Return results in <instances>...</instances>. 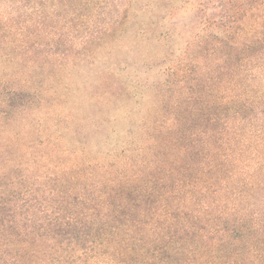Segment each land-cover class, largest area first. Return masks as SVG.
Listing matches in <instances>:
<instances>
[{
	"label": "trees",
	"instance_id": "trees-1",
	"mask_svg": "<svg viewBox=\"0 0 264 264\" xmlns=\"http://www.w3.org/2000/svg\"><path fill=\"white\" fill-rule=\"evenodd\" d=\"M66 8L0 0V264H264V0L151 82L91 76Z\"/></svg>",
	"mask_w": 264,
	"mask_h": 264
},
{
	"label": "rangeland",
	"instance_id": "rangeland-1",
	"mask_svg": "<svg viewBox=\"0 0 264 264\" xmlns=\"http://www.w3.org/2000/svg\"><path fill=\"white\" fill-rule=\"evenodd\" d=\"M239 1L64 0L65 37L76 45L80 63L91 76L107 69L118 78L150 82L174 76L195 77L202 73L171 69H195L197 63L217 61L223 67L231 37L233 41L239 39ZM94 3L98 7L92 14ZM209 39L219 43V60L208 57L199 62L197 44Z\"/></svg>",
	"mask_w": 264,
	"mask_h": 264
}]
</instances>
